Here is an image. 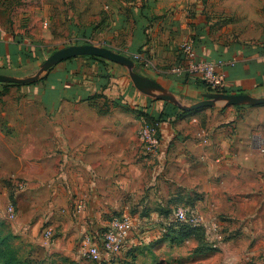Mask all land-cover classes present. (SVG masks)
<instances>
[{
    "label": "crops",
    "instance_id": "0c3cea01",
    "mask_svg": "<svg viewBox=\"0 0 264 264\" xmlns=\"http://www.w3.org/2000/svg\"><path fill=\"white\" fill-rule=\"evenodd\" d=\"M5 5L85 6L91 29L102 24L94 36L124 40L110 49L141 53L142 75L183 101L211 93L188 72L185 48L225 62L222 93L264 97V0H0ZM20 18L0 21L2 75H29L51 38L31 24L30 10ZM92 57L65 60L34 84H0V223L8 234L32 260L90 264L89 243L126 216L125 248L101 264H264V106L154 105L124 67ZM154 121L155 149L140 139ZM181 206L201 214L203 237L173 234ZM212 224L225 237L217 250L205 237Z\"/></svg>",
    "mask_w": 264,
    "mask_h": 264
},
{
    "label": "built area",
    "instance_id": "2783aa9c",
    "mask_svg": "<svg viewBox=\"0 0 264 264\" xmlns=\"http://www.w3.org/2000/svg\"><path fill=\"white\" fill-rule=\"evenodd\" d=\"M185 52L188 62V72L199 75L214 92H221L225 88V75L222 71L225 62L222 60H205L190 48H185ZM135 60L141 61L146 65V59L143 55L136 56ZM140 135L143 141L151 145L153 149L159 145V131L156 125H145ZM7 209L9 218L14 220L17 216L16 207L10 204ZM172 222L179 227L187 226L191 229L203 228L201 214L190 207H178L174 212ZM129 227L130 221L126 216L114 217L110 222L109 228L100 235V241L89 243L85 251L86 258L99 264L112 261L125 248L126 234ZM204 231L210 247L214 250L220 249L225 237L221 232L219 224H212L205 227ZM52 235V231L48 230L45 232L44 237L45 239H51Z\"/></svg>",
    "mask_w": 264,
    "mask_h": 264
},
{
    "label": "rangeland",
    "instance_id": "374dc122",
    "mask_svg": "<svg viewBox=\"0 0 264 264\" xmlns=\"http://www.w3.org/2000/svg\"><path fill=\"white\" fill-rule=\"evenodd\" d=\"M25 9H27V11L30 10V13L34 14V19L31 20L32 21L31 24L35 25V27L37 28L41 27L40 29H42L43 31H48V33L50 34L49 37H51L48 39L46 47L42 49L41 60L39 61L38 65L34 69H32L30 74L27 76L34 75L49 56H51L54 52L62 48H66L70 46H79V45H96L108 49L110 48L119 49L121 44H125L124 40L122 41L120 39H117L108 42V37L103 38L101 36L98 37L94 36V30L101 28L102 24L97 26L95 29H91L93 27V24L90 23L89 17L86 15L85 6L25 7V6L5 5V6H0V21H2V23H5L7 22L8 17L11 21V16H13L15 17L17 22H21V18L20 19L18 18L20 16L22 17L23 14L25 15ZM73 9H76L77 11L80 12L77 15L79 16V19L73 18V16L70 14ZM46 16L48 19H46ZM46 23L47 26L45 27ZM121 52L122 53L119 54L129 57L133 60H135L136 56L142 55L141 53H131V52H126L124 50H121ZM112 68L114 69L115 67L112 66ZM122 69H124L122 71H125L127 73L125 68ZM114 72L116 73V71ZM203 99L204 97H199V99L197 98L186 101H183L182 99L181 100L186 104H194ZM150 103L152 104L154 103V105L155 104L157 105V103L152 99ZM168 105H170V108L172 109H174L175 107L171 104ZM141 109H142L141 112L144 115H146V112L143 111L144 108ZM140 139L143 141L141 135H140ZM0 237L1 238L7 237L9 239V234L5 226L3 227L1 223H0ZM8 243H9V253H8L9 258L14 259L16 261V264H45V262L40 261L38 259H33V260L30 259L28 257L29 252H27V248L18 244L13 237H11L8 240ZM84 264H88L87 261ZM90 264H94V263L91 262Z\"/></svg>",
    "mask_w": 264,
    "mask_h": 264
},
{
    "label": "water",
    "instance_id": "95a60500",
    "mask_svg": "<svg viewBox=\"0 0 264 264\" xmlns=\"http://www.w3.org/2000/svg\"><path fill=\"white\" fill-rule=\"evenodd\" d=\"M79 56L98 57L124 67L133 86L140 93L153 100L167 102L183 112H193L204 108L264 106V97H256L250 94H226L222 92L207 93L203 96V100L194 104H186L178 95L157 81L138 74L135 71L137 64L133 59L116 53L111 49L96 45H79L62 48L49 56L34 75L16 77L0 74V83L15 85L34 84L40 81L45 74L59 63Z\"/></svg>",
    "mask_w": 264,
    "mask_h": 264
},
{
    "label": "trees",
    "instance_id": "16d2710c",
    "mask_svg": "<svg viewBox=\"0 0 264 264\" xmlns=\"http://www.w3.org/2000/svg\"><path fill=\"white\" fill-rule=\"evenodd\" d=\"M93 59H97V60H100V61H105V59H102V58H98V57H92ZM136 69L135 71L142 75L143 73V70L145 68V63H142L141 61H136ZM1 85H4V86H22V85H15V84H5V83H0ZM208 91L209 92H214V90H212L211 88L208 87ZM223 91V90H222ZM221 91V92H222ZM174 109L176 110H179L177 107H174ZM181 111V110H180ZM160 122V121H158ZM152 125L155 124V121L151 123ZM167 233L170 234L171 233V230H167ZM203 233V230L202 229H191L187 226H182V227H179L178 225H175V230L173 232V234H175L179 239H189L191 237H198V238H201L203 237L202 235ZM11 235H9V239L12 237H10ZM175 237V238H177ZM7 237L5 238H1L0 237V264H16V261L14 259H11L9 258V243H8V240H9ZM30 262V261H29ZM94 264H99V263H96V262H92Z\"/></svg>",
    "mask_w": 264,
    "mask_h": 264
}]
</instances>
